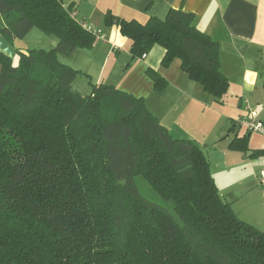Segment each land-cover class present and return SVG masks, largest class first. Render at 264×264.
Returning <instances> with one entry per match:
<instances>
[{"label":"trees","instance_id":"16d2710c","mask_svg":"<svg viewBox=\"0 0 264 264\" xmlns=\"http://www.w3.org/2000/svg\"><path fill=\"white\" fill-rule=\"evenodd\" d=\"M13 43L37 29L50 50L0 51V264H264V228L220 195L203 149L176 139L145 99L115 86L74 90L83 74L62 63L92 48L93 30L63 0H0ZM134 58L165 49L190 79L222 99L220 46L196 17L171 9L146 23L107 14ZM163 94L167 80L148 70ZM248 136L232 142L245 151ZM159 198H147L141 188Z\"/></svg>","mask_w":264,"mask_h":264},{"label":"crops","instance_id":"0c3cea01","mask_svg":"<svg viewBox=\"0 0 264 264\" xmlns=\"http://www.w3.org/2000/svg\"><path fill=\"white\" fill-rule=\"evenodd\" d=\"M63 3L66 8L76 10L78 21L100 30L104 36L97 37L92 48H78L70 56H59L62 63L85 73L87 81L77 79V90L88 95L93 85L105 84L144 98L173 137L192 140L203 149L220 195L231 204L236 215L263 229L264 186L260 173L264 136L249 133L238 122L256 112L264 123V0H63ZM171 9L194 14L197 28L219 43L222 72L229 81L222 99L190 79L179 60L163 69L165 49L161 46H155L143 58H134L130 40L118 26L106 22L107 14L111 13L122 20L146 23L152 17L165 19ZM56 43L57 39L51 47ZM1 52L14 62L12 52ZM148 70L159 72L167 80L163 94L155 91ZM245 136H248L245 151L233 150L232 142Z\"/></svg>","mask_w":264,"mask_h":264},{"label":"rangeland","instance_id":"374dc122","mask_svg":"<svg viewBox=\"0 0 264 264\" xmlns=\"http://www.w3.org/2000/svg\"><path fill=\"white\" fill-rule=\"evenodd\" d=\"M4 26V21L3 18L0 15V51L3 50H8L9 52H12L14 55V63L16 64L18 62V51L21 49H44V50H50L53 45V41L56 40V38L52 37V36H47L44 33H42L41 31L35 29L31 34H29L25 39L23 40H16V42L10 43L8 42L5 37L3 36L1 29ZM98 30V29H96ZM55 39V40H54ZM163 69H168V68H163ZM83 80V81H87V78L85 76V73L83 72V74H81L78 77V81ZM77 83L74 84V90L80 92L79 90H77L76 87ZM81 91L85 92L82 87ZM85 94V93H84ZM91 93H88V95H90ZM255 138L261 137L258 135H254ZM258 140H262L261 138H259ZM143 194L147 197L152 199L153 201L159 203V204H164L163 202H161V200L159 198H156L155 196H153L147 189V187L145 185H142L141 188Z\"/></svg>","mask_w":264,"mask_h":264},{"label":"built area","instance_id":"2783aa9c","mask_svg":"<svg viewBox=\"0 0 264 264\" xmlns=\"http://www.w3.org/2000/svg\"><path fill=\"white\" fill-rule=\"evenodd\" d=\"M85 27L87 29L93 30L97 37L104 38L100 30L93 29L87 24H85ZM238 123L245 126L249 133H256L264 136V123L258 119L256 112H251L248 118L240 119ZM260 181L261 184L264 186V161L262 162Z\"/></svg>","mask_w":264,"mask_h":264}]
</instances>
